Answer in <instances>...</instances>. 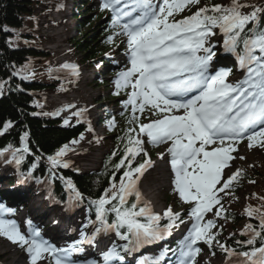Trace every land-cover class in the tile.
Listing matches in <instances>:
<instances>
[{"label": "snow or ice", "instance_id": "6c2138e0", "mask_svg": "<svg viewBox=\"0 0 264 264\" xmlns=\"http://www.w3.org/2000/svg\"><path fill=\"white\" fill-rule=\"evenodd\" d=\"M121 3L122 0H104L102 10L117 13L113 25L120 27L127 37L131 67L120 73L115 81L118 90L115 94L118 95L120 89H132L124 106H131L129 123L136 125L139 131L133 127L126 132L123 156L115 164L116 170L124 169L119 185L113 183L93 201L99 226L90 239H82L79 243L86 239L93 242L96 236L109 231H115L122 240L131 242L134 238L137 245L170 234L180 214L168 208L163 218L169 222L162 227V217L152 212L151 205L142 199L139 190L141 177L153 166L145 143L169 145L167 154L174 174L173 189L183 203L191 206L190 216L194 221L181 248V264H196V257L201 252L196 245L201 241L209 247L215 241L229 258H237V264H264V210L251 206L245 209L248 217L259 220V231L248 224L241 235L250 234L249 239L237 241V244L251 246L245 251L237 252L221 244L216 239L219 232L212 231L217 227L216 221L205 220L207 213L214 209L216 218H227L221 194L232 196L243 177L241 169L230 176L224 175V170L237 158L232 155L238 150L236 145L247 140L249 149H264V24L259 16L264 8L252 6V11L245 13L242 9L247 5L241 4L240 0H231L228 6L205 5L177 20L178 14L185 9L191 11L200 0H162L155 7L150 0H136L130 10L118 11L116 6ZM124 8L128 9L129 5L125 3ZM125 17L127 21L121 23ZM249 25L252 27L248 28ZM214 29L223 34L226 52L237 53V47L243 43L244 54L237 53L241 67L247 68L243 80L227 82L230 75L227 70L210 74V63L216 55L215 45L209 42V38L216 35ZM62 67L70 69L74 76L79 75L76 65ZM146 109L157 119L141 123L137 113L143 114ZM83 111L73 115L79 118ZM181 111L182 114H176ZM53 115H59V112ZM64 124L68 125L69 120L65 119ZM114 126L115 121H110L109 128ZM27 135L22 136V141L26 142ZM68 151L69 146L65 145L54 156L48 157L51 165L69 167L62 160ZM17 152L21 154L18 156ZM28 152L27 143L22 150H11L17 166L21 164L23 154ZM2 155L4 152H0ZM137 157L141 159L138 161ZM67 187L76 199L81 198L70 180ZM129 197L135 199L130 203ZM6 211L0 205V236L25 248L30 264H38L46 258L49 264H73L71 253L81 251L80 248L75 245L56 248L41 237L39 230L25 235L14 220L3 218ZM109 212L115 215L111 223L107 220ZM140 217L147 222L141 223ZM121 229H126L128 234L122 233ZM124 250L128 251V246H124ZM116 259H119V252L115 246L103 254L104 264H112Z\"/></svg>", "mask_w": 264, "mask_h": 264}, {"label": "rangeland", "instance_id": "374dc122", "mask_svg": "<svg viewBox=\"0 0 264 264\" xmlns=\"http://www.w3.org/2000/svg\"><path fill=\"white\" fill-rule=\"evenodd\" d=\"M78 1H80L79 3L83 1L88 2L86 4V7L89 9V13L87 14V16H85L86 18H89L90 16L95 17L97 12L102 9V4L104 2V0ZM202 2L203 0H200V4L192 7L191 11L185 9L184 12L178 14L175 18L179 20L184 18L185 16L193 14L199 7H202ZM75 3L76 2H73V0H61V3L57 8L49 9V6H41L37 7L34 11L35 23L37 24V37L44 41V49L49 53L51 57L49 65L52 67H60L65 64L76 65L79 71L78 76L72 75L74 84L68 86L60 94H56L50 91H46L42 94L43 103L41 113H48V116L60 119L63 126H75L80 124L84 119V125H86V127L88 126V129L89 127H91V131L89 130V132L81 135L83 136L82 139L80 136L77 140H75L77 141V143H71L68 145L69 151L65 156L62 157L63 162H66L69 165V167H67L68 169L78 171L80 173H89L86 171L93 170V172H95L96 170H98V163L100 162V158L105 153H107L111 147L109 137L110 134L108 132L110 131V128L109 126H105V124L103 123L104 121H102V119H104L105 110L108 109V112H111L114 116H116L114 120L115 125H117L116 123L119 122V114L127 113V115H129L130 117L132 115L131 106H128L127 108L124 106L125 102L128 100L129 93L132 90L131 88L119 90V95L115 98V105L112 104V101L110 99V95L113 93L112 88H115L116 92L118 91L115 81L119 78V71H126L131 67V65L127 60L128 56L130 55L127 45V39L122 34V30L118 29H116V31L114 32H110L108 36L119 41L121 48L119 49L115 47L111 48V51L107 49L102 52V57L105 59L104 62L106 63L104 67H100L99 70L96 71L93 68L88 67L82 63L83 59L81 55L73 46L74 41L78 39V32L76 30L77 23L74 18ZM161 3L162 0H158L153 6H158ZM122 4H125V0H122ZM123 10H125V8ZM104 11L110 12L111 10L104 9ZM214 31L216 32V35L209 38V42L215 45L214 51L216 52V55L213 57V60L210 63V74H214L215 71L220 70L228 71L229 64L227 62H229V59H231L230 57L232 56L231 54L226 53V51L224 50V36L222 35V33H220L219 29H214ZM117 33L121 34L117 35ZM8 42L11 47H14L16 46L17 38L9 37ZM126 57L127 59L125 62L124 60ZM215 61L217 62L216 64H214ZM221 64H226L228 68L225 69L224 67H220ZM115 66L117 67L115 68ZM112 68H114V72H112V74L110 75H107ZM67 71L71 73L70 69H67ZM24 72H27V69H24ZM246 74L247 68H242L240 66V69H236L233 74L230 73V75L227 77V82L231 81V83H236L238 81H241L245 78ZM102 82L104 86L101 87ZM79 95H89L91 99L86 100L84 105L77 102V100H72L70 102L67 100L71 97H77ZM59 101H68L69 104L66 107L59 108ZM89 102L93 103V107L95 109L94 111L96 112L95 117L89 116V112L87 111V105ZM70 109H72V112L66 113ZM81 110L85 111H83L82 115L79 118L73 115V113L79 112ZM57 112H59V115H53ZM176 114H182V111ZM137 115L139 116V120L141 123H149L151 120L157 119V117L152 115L151 111L147 109L143 114L137 113ZM65 119L69 120L68 125L64 124ZM144 139L147 140L146 137H144ZM168 146L169 145L153 146L150 143H145V149L149 153V157L153 162V166H156L158 168L156 171L153 170L152 172H150L155 177H157V172L159 175L161 172H163L164 174L169 169L172 172L170 165L171 158L167 154ZM236 147L238 150L232 153V155L237 158L231 161V166L229 168H226L224 170L225 176L232 175L237 169H241L242 167H256L262 162L261 148L256 147L249 149L247 140L238 143ZM242 150H244L246 153L240 154V151ZM162 154L163 158L161 159ZM85 155L86 157H83ZM239 157H245V159H239ZM86 158H97V160L94 161V163H97L94 164L92 160H90L92 162L89 163V160ZM81 160L82 162H80ZM0 162L4 161L0 159ZM10 170L12 171V169L9 168V171ZM10 175L11 173L9 174V176ZM7 178L8 175L1 173L0 179H3L2 181L7 180ZM261 179L264 182V173L261 176ZM142 181L143 179L140 180V183ZM6 187H8V185L3 184V187L0 188V192L7 199L10 196H14V194L11 193L12 191H21L23 184H19V181H17V184H13V188ZM167 187L168 186L165 184V191L161 194L162 198L157 204L155 203V196L154 193L152 194V191H150L146 187V193H143V191H141L140 189L139 190L142 194V199L144 201H147L151 205L153 213L155 212L153 211L154 208L152 202L155 203V208L158 209L161 213V221L166 220L167 222H169L167 219L163 218L164 212H161L163 210H167L168 208H171L174 213L180 214V219L175 221L174 226L170 230V233L173 231L174 236L172 238H168L166 241H178L179 239L184 238V240L181 242L179 253H171V256L174 255L178 261H181V248L183 247L185 237L189 235L194 221L190 216L191 206L189 204L183 203L179 199V197L175 194L173 187ZM32 191L33 197L26 199L25 196L24 198L22 197L23 203L28 206H25V209H23L22 207H17L18 204L21 203H16V201H14L13 199L7 205L0 204L8 210L4 213L3 218L6 217L7 219L14 221L17 219H21L22 221L20 220V226L18 227L23 234L28 235V233L33 230H39L41 233V237L44 240L48 241L49 243H54V234H57V231L62 229L61 226L56 225L58 223V219L54 217L60 214V208H54L49 204L48 200L44 201V204H42L43 197L48 195L42 183H34V186H32ZM252 192L253 191L250 190L245 193L244 191L239 192L237 195V199L228 195L221 194L224 197L222 201L224 208L228 213L237 216V218H239V223L232 225V223L228 222L226 218H216L213 215V212L215 211L214 209L213 212L207 213L205 217V220L214 219L216 221L217 227L212 229V231L222 233V235H225V238L227 240L233 238V236H245L241 235V233L245 230L244 227L246 223V219L244 218V204L246 197ZM146 196H148V198H146ZM27 200L29 202H27ZM11 212L12 215H10ZM83 212L85 211L81 207L79 211L75 213L77 221L68 219L69 223L73 227V231H75V237H70L67 240L60 241V245L58 246L59 248H68L72 246L73 240L77 238L85 239L88 237L89 231L81 227ZM65 213L68 215H72L69 211H66ZM31 217H34V220L32 222L31 220H29ZM40 218H43L42 223H40ZM64 233L65 231L63 230L61 234L64 235ZM106 234L108 235L110 240L106 248H103L101 250L102 256L98 257V261L96 264H104L103 254L110 250V248H112L114 245L120 244L123 241L116 235L115 231H109ZM0 241H2L4 244H7L12 249H15L16 253L22 259V264H30V257L27 254L25 248L20 247L18 244L12 243L4 236H0ZM85 242L88 243L87 240H85ZM86 243L81 247V249L85 250L89 249L90 247H94V244H91L87 248L85 247ZM196 246L201 248V252L196 257V264H228L233 259H235V262H237L236 257L229 258L226 254L213 253L211 250H209V246L202 241L198 242ZM74 254L75 253H71L70 259L74 256ZM127 255L131 254H121L120 261L123 262L124 258H130V256ZM45 256H47V254H45ZM84 257L87 258V255L85 254ZM201 259L204 261V263L200 262ZM205 261L207 262L205 263ZM38 264H49V260L46 258L38 262ZM73 264L76 263L73 262Z\"/></svg>", "mask_w": 264, "mask_h": 264}, {"label": "trees", "instance_id": "16d2710c", "mask_svg": "<svg viewBox=\"0 0 264 264\" xmlns=\"http://www.w3.org/2000/svg\"><path fill=\"white\" fill-rule=\"evenodd\" d=\"M42 2L43 0H0V151L22 150L24 144L27 143L29 152L24 153L21 164L16 165L17 172L29 174L33 180H43L59 200L66 197L68 190L71 191L67 187V182L70 180L73 187L81 193L79 207L86 208L87 224H92L97 221L96 205L93 201L99 199L113 183L119 185L124 169L116 170L115 164L122 158L127 144V140L123 138L126 132L133 127L126 118L122 122L123 128L112 133L113 148L104 157L102 167L96 173L79 175L51 165L48 157L54 156L62 147L77 139L85 131V127L77 125L65 128L61 126L60 121L38 114L40 96L44 91L52 90L58 93L72 82L71 75L65 70L48 66L49 55L44 51L41 43L35 40L34 11L41 6ZM263 2L264 0H240L241 4L247 5L242 9L243 12L251 11L252 6L264 8ZM230 3L231 0H203L201 6L216 4L228 6ZM77 4L74 18L77 23L78 39L74 41L73 46L81 55L82 62L95 68L102 63L100 59L98 60L101 52L113 45L112 42H108L102 32L101 17L86 18L85 16L89 13L87 3ZM259 16L261 23L264 24V12L259 13ZM251 27L252 25L248 26V28ZM248 34L250 35V32ZM9 37L17 38L16 46H10ZM237 50L244 54L243 43L239 44ZM24 69H27V72H24ZM8 124L11 126L6 128ZM25 133L28 134L26 142L21 139ZM20 154L17 152L18 156ZM140 159L137 157L138 161ZM12 161L15 163L13 159ZM263 173L264 149L262 162L256 167L243 170V177L233 193V196H236L239 193L237 189L242 190L246 187L254 189L255 194H250L246 200V209L251 206L264 210V199H262L264 198V184L254 177L262 176ZM249 181H254V183ZM134 199L129 202L131 203ZM245 217L247 220L245 226L252 224L259 231V220L248 217L246 213ZM114 219V213L109 212L108 222L111 223ZM228 219L232 223H237L239 220L235 216ZM139 220L141 223L145 222L143 217ZM247 239L249 236L240 241L244 242ZM217 240L237 252L251 248L243 243L237 244V241L232 239L223 242L220 239ZM257 246H259V241ZM217 250L224 253L219 246Z\"/></svg>", "mask_w": 264, "mask_h": 264}, {"label": "bare ground", "instance_id": "6f19581e", "mask_svg": "<svg viewBox=\"0 0 264 264\" xmlns=\"http://www.w3.org/2000/svg\"><path fill=\"white\" fill-rule=\"evenodd\" d=\"M214 64H216V62H214ZM88 99H91L89 95H79L77 97H71L69 99H67L69 102L72 101V100H77V102L81 103V104H85V101L88 100ZM68 101H59V105L58 107L59 108H63V107H66L69 102ZM94 107H93V103L89 102L88 105H87V111L89 112V116L91 117H95L96 115V112L94 111ZM72 112V109H70L68 112L66 113H71ZM246 153L244 150L240 151V154H244ZM83 157H86L83 156ZM88 159V158H86ZM89 160V163L95 160H97V158H92V159H88ZM92 160V161H90ZM82 162V160L80 161ZM96 164V162L94 163ZM158 168L156 166H152L151 168H149L143 175V177H141L143 179V181L140 183L139 181V189L141 191H143V193H146L145 191V187L148 188L150 191H152V194L154 193V196H155V203L157 204L162 196L161 194L164 193L165 191V188H164V185L166 184L168 187H173V179H174V174L169 170H167L164 174L163 172L160 173V175L158 174L157 172V177H155L152 173L153 170L156 171ZM90 171V170H89ZM88 172V171H86ZM0 175H1V172H0ZM153 178V179H151ZM140 179V180H142ZM167 187V188H168ZM176 194V193H175ZM177 195V194H176ZM178 196V195H177ZM146 198H148V196H146ZM29 202V201H27ZM153 203V208H154V212L155 214L157 215H161L160 211L158 209H156V205L154 202ZM166 210H163L161 212H165ZM18 220V219H17ZM65 229H60V231H63ZM68 237L66 236L65 239H62V240H67ZM102 245H105L106 243L105 242H102L101 243ZM101 244H99L98 246H101ZM88 250H91V249H88ZM201 263H204V261L201 259L200 261ZM207 261H205L206 263ZM0 264H22V259L21 257L16 253L15 249H12L11 247H9L7 244H4L2 241H0ZM209 264V263H207Z\"/></svg>", "mask_w": 264, "mask_h": 264}]
</instances>
